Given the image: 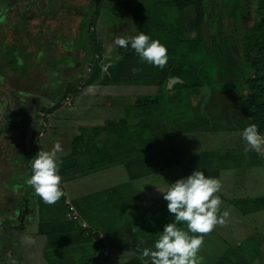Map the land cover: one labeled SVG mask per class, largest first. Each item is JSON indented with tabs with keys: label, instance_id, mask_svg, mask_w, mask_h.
I'll return each mask as SVG.
<instances>
[{
	"label": "crops",
	"instance_id": "0c3cea01",
	"mask_svg": "<svg viewBox=\"0 0 264 264\" xmlns=\"http://www.w3.org/2000/svg\"><path fill=\"white\" fill-rule=\"evenodd\" d=\"M0 3L26 28L0 42L3 264H142L173 218L157 186L197 167L229 213L198 234L201 264H264V154L240 135L252 123L240 39L254 14L235 0ZM139 31L166 46L163 67L113 43ZM56 143L63 194L45 204L24 180Z\"/></svg>",
	"mask_w": 264,
	"mask_h": 264
},
{
	"label": "clouds",
	"instance_id": "9594fccd",
	"mask_svg": "<svg viewBox=\"0 0 264 264\" xmlns=\"http://www.w3.org/2000/svg\"><path fill=\"white\" fill-rule=\"evenodd\" d=\"M113 43L120 48H130L142 63L163 67L168 59L166 46L142 31L126 36H114ZM133 68V72L139 71ZM244 151L264 154V136L254 123L241 130ZM59 143L53 149L39 150L30 159V175L24 183L45 204H53L62 196L61 176L57 153ZM157 186V185H156ZM167 202L172 220L158 231L151 248L141 251L142 264H201L199 251L202 235L214 226L225 223L228 211H219L221 184L215 177L205 175L198 167L186 177H180L166 187L157 186Z\"/></svg>",
	"mask_w": 264,
	"mask_h": 264
},
{
	"label": "trees",
	"instance_id": "16d2710c",
	"mask_svg": "<svg viewBox=\"0 0 264 264\" xmlns=\"http://www.w3.org/2000/svg\"><path fill=\"white\" fill-rule=\"evenodd\" d=\"M15 1L17 0H13V3ZM255 13L258 20L254 19V26L245 30L246 34H242L240 39L243 59L250 70L245 81L249 95L243 101V105L252 123L257 126L258 132L264 136V0H257ZM11 22L12 20L8 19L4 23L0 21V40L7 39L9 34L7 27H10Z\"/></svg>",
	"mask_w": 264,
	"mask_h": 264
},
{
	"label": "rangeland",
	"instance_id": "374dc122",
	"mask_svg": "<svg viewBox=\"0 0 264 264\" xmlns=\"http://www.w3.org/2000/svg\"><path fill=\"white\" fill-rule=\"evenodd\" d=\"M235 2L237 4H240V8L238 10V13L241 14V16L243 17L245 15L246 12H248L249 14H254L252 17H254L255 19L258 20V15H255V9L257 8V0H235ZM241 2V3H240ZM8 8L6 5H3L2 3H0V15H2L0 21L1 22H5L6 19L8 20H11L9 18H7V16L11 15L12 16V13L9 14L8 13ZM17 11H14V14L16 13ZM8 14V15H7ZM15 20L11 22V25H10V30H8V32H12V34H8V37L6 40H19V37H20V34L22 32V30L18 27H13L15 25ZM241 22H243V19H241ZM254 22L253 20H251L250 22V26L252 25V27L254 26ZM7 27V26H6ZM23 27V26H22ZM24 28V27H23ZM12 29V30H11ZM26 30V28H24ZM250 32H248V35H249ZM242 34H246V32L242 31ZM15 80L17 81V78L15 77ZM14 82V80H13ZM24 83H26L24 80H23ZM28 82V81H27ZM27 84V83H26ZM32 118V117H31ZM248 218V216L246 217V219ZM247 221H245L244 223H246ZM249 222V220H248ZM1 236V235H0ZM9 262H6V264H9ZM0 264H3L2 261L0 260Z\"/></svg>",
	"mask_w": 264,
	"mask_h": 264
},
{
	"label": "built area",
	"instance_id": "2783aa9c",
	"mask_svg": "<svg viewBox=\"0 0 264 264\" xmlns=\"http://www.w3.org/2000/svg\"><path fill=\"white\" fill-rule=\"evenodd\" d=\"M40 134H41V136H42V135L44 134V130H42ZM69 216H71V217H72V216H73V214H72V213H70V214H69ZM102 254H104V255H107V254H108V250H106V249H102Z\"/></svg>",
	"mask_w": 264,
	"mask_h": 264
},
{
	"label": "water",
	"instance_id": "95a60500",
	"mask_svg": "<svg viewBox=\"0 0 264 264\" xmlns=\"http://www.w3.org/2000/svg\"><path fill=\"white\" fill-rule=\"evenodd\" d=\"M0 42H3V40H0Z\"/></svg>",
	"mask_w": 264,
	"mask_h": 264
}]
</instances>
